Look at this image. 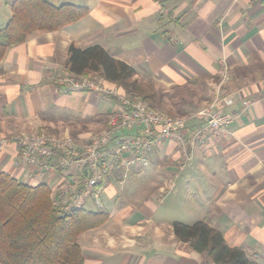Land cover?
<instances>
[{"label":"crops","instance_id":"0c3cea01","mask_svg":"<svg viewBox=\"0 0 264 264\" xmlns=\"http://www.w3.org/2000/svg\"><path fill=\"white\" fill-rule=\"evenodd\" d=\"M12 1L0 0V9L8 10L0 16V28L12 15ZM49 2L84 7L87 14L56 32L31 34L0 62V139L11 141L0 149V170L29 186L45 184L53 192L55 178L34 176L18 164L14 139L33 131H58L86 140L119 112L112 96L67 93L57 83V77L71 75L66 68L71 44L80 50L99 46L132 68L133 80L149 97L146 104L177 118L191 117L210 101L226 67L229 79L222 95L232 99L230 107L221 108L232 117L226 134L208 137L194 148L182 169L173 141L153 150L147 166L118 164L101 184L100 210H106L103 194L113 195L115 185L128 177H146L157 202L171 194L176 202L185 193L189 208L204 209L198 218L173 222L205 221L229 247L264 264V0ZM78 76L125 93L97 75ZM196 126L188 122L189 131ZM118 201H113L111 213L106 210L104 225L79 236L84 264H212L206 254L178 242L171 229L155 226L154 203L145 201V212L134 216L128 198L121 206Z\"/></svg>","mask_w":264,"mask_h":264},{"label":"trees","instance_id":"16d2710c","mask_svg":"<svg viewBox=\"0 0 264 264\" xmlns=\"http://www.w3.org/2000/svg\"><path fill=\"white\" fill-rule=\"evenodd\" d=\"M9 7L12 15L0 28V62L7 50L23 44L31 34L56 32L87 14L84 7H54L49 0H13ZM67 49L70 73L97 75L119 85L127 96L147 103L149 97L133 80L132 68L99 46L80 50L71 44ZM50 193L45 184L29 186L0 170V264H84L78 238L104 225L109 213L87 209L63 213ZM171 229L178 242L206 254L212 264H255L243 250L229 247L222 234L205 221L191 225L174 222Z\"/></svg>","mask_w":264,"mask_h":264},{"label":"built area","instance_id":"2783aa9c","mask_svg":"<svg viewBox=\"0 0 264 264\" xmlns=\"http://www.w3.org/2000/svg\"><path fill=\"white\" fill-rule=\"evenodd\" d=\"M222 78L212 87L210 101L189 118L166 115L148 106L137 97L106 90L94 79L78 75L57 77L67 93L95 92L117 101L119 112L107 126L86 140H74L68 134L47 132L24 134L14 139L19 146L18 164L37 177H53L55 189L51 196L63 213L75 209H101V184L115 168L138 164L147 166L146 157L166 141L177 144L182 169L192 159L193 151L208 137L226 134L232 117L222 107L232 99L222 95V86L229 79L226 67ZM197 126L189 131L188 122ZM208 135V136H207ZM0 139V149L6 143Z\"/></svg>","mask_w":264,"mask_h":264},{"label":"rangeland","instance_id":"374dc122","mask_svg":"<svg viewBox=\"0 0 264 264\" xmlns=\"http://www.w3.org/2000/svg\"><path fill=\"white\" fill-rule=\"evenodd\" d=\"M6 11H8L6 8H1L0 16L2 13L6 14ZM102 130L103 129L93 131V135L100 133ZM52 134L62 135L59 134L58 131ZM150 186V181H148L146 177H128L126 182H124L123 184L115 185L114 191H112L114 192L113 195L109 196L106 193L103 194L102 205H104V208L111 213L113 211L112 204L115 198L118 197L119 200L117 206H121L122 201L125 198H128L129 203L132 204L134 208L132 212L134 213V216H136V214H141L142 212H145L143 209L141 210V206L144 205L143 203H145V201L147 200L151 201L158 208L155 213L154 211L152 212L153 215L151 217L153 218L155 226L158 225L159 227H162L164 232L172 228V225L174 223L173 221L177 220L179 222H183L184 220L187 221V218H198L201 214H203L204 209L202 208L197 210L189 208V202L184 200L185 193H181L179 196V200L176 202H173L172 194L168 197V199H165L163 202H157L155 199L156 190ZM176 191L177 189L174 192ZM129 198H131V201ZM87 208L94 209L90 204L87 205Z\"/></svg>","mask_w":264,"mask_h":264}]
</instances>
